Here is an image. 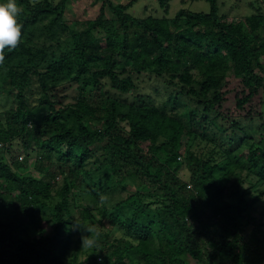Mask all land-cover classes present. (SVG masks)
Returning a JSON list of instances; mask_svg holds the SVG:
<instances>
[{"label":"trees","instance_id":"obj_1","mask_svg":"<svg viewBox=\"0 0 264 264\" xmlns=\"http://www.w3.org/2000/svg\"><path fill=\"white\" fill-rule=\"evenodd\" d=\"M172 1L137 16L140 0H103L73 29L71 0H17L0 264H264V120L247 123L262 116L264 0L231 19L220 0Z\"/></svg>","mask_w":264,"mask_h":264},{"label":"rangeland","instance_id":"obj_2","mask_svg":"<svg viewBox=\"0 0 264 264\" xmlns=\"http://www.w3.org/2000/svg\"><path fill=\"white\" fill-rule=\"evenodd\" d=\"M103 0H71L68 5V11L65 14V19H70L71 26L73 29H76L75 19L78 20H86L89 18H95L100 10L101 4ZM114 3H127L129 0H110ZM222 4V10L227 11L229 13L230 19L235 17L237 14H249L252 12V8L247 2V0H220ZM154 0H140V2L133 7L132 13L137 16H142L144 13V4L149 5L150 7L155 8L156 5L153 4ZM237 5V6H236ZM181 6L180 0H173L172 1V9L171 12L173 13ZM189 7L193 10H207L209 8V4L204 0H197L189 4ZM109 14V9H108ZM260 101L259 104V111L262 113V116L255 117L252 121L247 122L250 128H258L261 125V121L264 120V89L261 91L260 96L257 98ZM33 169V168H31ZM181 175L184 178L189 176V171L186 167L181 169ZM253 190H250L252 192ZM250 193L247 194V197ZM262 204H264V197L262 200ZM117 227L112 230V234L120 233L117 232Z\"/></svg>","mask_w":264,"mask_h":264},{"label":"clouds","instance_id":"obj_3","mask_svg":"<svg viewBox=\"0 0 264 264\" xmlns=\"http://www.w3.org/2000/svg\"><path fill=\"white\" fill-rule=\"evenodd\" d=\"M22 11L17 0H6L0 3V65L5 61L6 49L9 51L15 49L22 40V24L18 19ZM96 243L94 239H83L82 246L93 247Z\"/></svg>","mask_w":264,"mask_h":264}]
</instances>
